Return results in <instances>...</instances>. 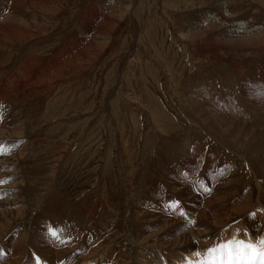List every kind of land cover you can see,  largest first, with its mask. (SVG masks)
Listing matches in <instances>:
<instances>
[{
    "label": "rangeland",
    "instance_id": "obj_1",
    "mask_svg": "<svg viewBox=\"0 0 264 264\" xmlns=\"http://www.w3.org/2000/svg\"><path fill=\"white\" fill-rule=\"evenodd\" d=\"M17 1L33 2H11ZM57 2L30 27L31 37L0 44L4 52L0 56V86L3 80L9 82L8 93L0 102V118L5 116L12 127L8 125L11 132L6 131L8 135L0 142V158H8V167L5 164L0 169V175L5 171L0 185L14 191L10 196L6 191L0 193V199L17 202L12 207L15 211L21 205L25 210L16 214L11 209L9 226L20 230L61 228L67 234L75 230L71 233L75 246L87 243L88 251V244L97 237L96 241H103L98 255L113 249L122 260L118 247L122 243L127 254L134 252L127 235V181L152 179L160 184V191L150 188L149 196L154 198L162 191L179 197L169 182L182 175L175 171L182 165V147L199 151L198 177L205 176V172L200 176L204 155L220 151L225 153L221 163L235 169L233 176L240 180L229 183L234 190L231 195L238 192L240 184H248L247 207L211 231L227 229L233 235L234 226L254 211L263 215V230L256 241L260 242L264 237V165L251 164L249 155L245 156L248 162L234 156L240 153L242 157L260 136L264 143V48H258L262 37L256 36L264 30V0H236L231 9L222 6L223 0ZM82 19L86 34L81 33ZM109 19L113 22L107 25ZM252 26V34L243 30L250 32ZM78 37L87 39V61L79 63L74 58L58 82L43 87L39 98H32L26 90L19 92L15 77H22L18 65L24 59L37 55L47 60L57 52L62 56L65 45H74ZM75 49L72 56L79 55L80 50ZM214 160L211 176L218 174ZM149 196V200L142 196L145 203L152 198ZM246 231L242 228L235 235L247 237Z\"/></svg>",
    "mask_w": 264,
    "mask_h": 264
},
{
    "label": "bare ground",
    "instance_id": "obj_2",
    "mask_svg": "<svg viewBox=\"0 0 264 264\" xmlns=\"http://www.w3.org/2000/svg\"><path fill=\"white\" fill-rule=\"evenodd\" d=\"M11 1L13 0H0V44L2 43V45H4L3 42L8 43L9 41L13 40V42L15 41L17 43V42L26 40V37L28 36L31 37L30 27H33V25H37L40 19L39 16L43 15V13L50 11L52 6L58 5L57 1L59 0H33V2L30 1L32 4L29 3V1H24V2L21 1L22 3H19L17 1V3L14 2L15 4H12ZM233 1L235 2L236 0H223L224 4H222V6L226 5L227 9L228 8L231 9L232 8L231 3H233ZM35 4L39 5L41 8L40 7L36 8L37 6ZM32 5L36 7H33ZM27 9H29L30 13L33 15L29 14ZM219 9H218V14H221L220 13L221 9L220 10ZM233 12L231 11V13ZM231 16H235V15L231 14L230 17ZM44 19L47 20V17H45ZM219 19L221 18L219 17ZM110 21L111 23L113 22L111 19H109V21H107L106 24L108 25ZM84 22L85 21L83 20L82 24L80 25L82 26L80 27V29H81V33L86 34L87 27L85 25L86 23ZM243 23H245V21ZM253 28L255 27L252 26V29ZM104 29H106V27H104L102 30ZM249 29L250 27L248 26V30ZM243 30H245V32L247 31V34H252V32L255 29H253L250 32L247 30V28L246 29L243 28ZM261 30L260 31L258 30L259 32L257 33H263V34H259L256 36L262 37L261 42L263 43L264 42V30L263 31ZM243 38L244 37H242L241 39L242 42H243ZM262 43H261V46H258V48L259 47L264 48V43L263 44ZM65 47L66 49L63 50L62 56L59 55L58 52L56 51L57 53H54V55H51L49 58L47 57L48 58V59L46 58L47 60L42 59L37 55L35 56L30 55V57H28L27 59H24L22 61L23 66L21 65L22 63L18 65V72H20V74L22 73L21 74L22 77H19V78L15 77V84L19 86L18 88L19 92L24 93L27 91L29 92V94L33 95L32 98L38 97V95L40 96L41 90L47 83L49 84V82L55 81L59 79V77L63 76L60 74L63 73L67 67H69L70 62L73 61L74 58L76 59L77 62L79 59V63L80 61H87V39L78 37L75 40L74 45L71 46L69 44L68 45L66 44ZM240 47H241V44H240ZM75 48H77V50ZM74 49L75 51H78V52L80 50L78 56H77L78 53H75L73 54L74 56H72V50ZM1 55H4L3 49H0V56ZM36 57H39V58H36ZM76 64L78 65V63ZM25 70H30V72L25 74L24 73ZM12 80L10 82H12ZM56 82H58V80ZM8 83L9 82L7 79L5 81L3 80V84L0 86V102L1 103L3 102V100L5 99L8 93V90H7ZM29 84H31L30 89L26 88ZM27 95L26 97H28ZM253 111L254 109L252 110V113ZM3 118H0V126H1L0 127L1 128L0 129V142L1 143L3 141L1 139H3L4 136L8 135L6 131L11 132V130H9V127H8V125L10 124L9 120L7 121L6 119H3ZM11 121H12V118H11ZM255 125L258 126V124H255ZM15 127L16 126H14L13 128ZM259 133L260 132H258V134ZM181 148H180V151L179 150H176V151L184 153V156L179 158V161L180 162L182 161V165H180L181 168L177 167L175 171L182 175L178 177V179L174 178L173 180H171L172 179L171 178L170 179L171 181L170 182L168 181L170 187L174 188L172 190L178 191L179 197L175 196V194H171V195L163 194L162 191L156 192V195L154 198L153 196H149L150 191L148 190H150V188L154 189V191H158L160 189V188H157V186L160 184L158 182L152 181V179L151 181L149 180L150 181L149 182L144 179L139 180L141 177H138L134 181H131V182L127 181L126 185L128 186V193H127L128 199L126 201L125 210L128 211L129 217H130L129 220H127L128 222L127 232H129V234L127 235H129L130 237L129 241L132 243L134 247V252L127 254L125 251L126 245L125 243H122L120 246H118L120 247V253L123 256L122 260L118 259L113 249H112V252L108 250L105 253L103 252L102 254L98 255L99 246L102 244L103 241H99V242L96 241L97 237L91 240V243L88 244L89 245L88 251H87V243L83 245L75 246L73 243L74 242L73 238L71 237V233L74 234L73 231L75 232L73 228L71 229L73 231L70 234H67V232L64 229L59 228L57 229V232L59 234L58 237H53L50 235L49 229L45 227H42V228L37 227L33 229L20 230L18 228H13V226H9L11 219L8 214L10 211H12L11 210L13 209L12 207H14L17 202L14 203V201L12 202L8 201L5 198L3 200L0 199V264H37V257H39L40 264H94V261L96 264H190L191 262L193 264H210V261L208 260V249L215 247L216 246L215 244H217L219 241L223 242L224 240L233 238V240H243L246 243H252V244L256 243L257 245L259 244V246H261V241H264V237L262 236L263 238L259 239L261 240L260 242H256V241H258L257 238L261 235V230H263L262 228L263 219H261L263 215L259 217V215L257 216L253 210L251 214L254 213L255 214L254 216L247 215L241 218L242 220L239 225L234 226L233 228L234 231L231 232L233 233V235L232 234L229 235L227 229L223 231H221L220 229V232L211 231V228L215 227L222 221H230L231 219H233V217L237 215V213L241 212L244 208H246L247 207L246 201L248 200V196H249V192H247L246 190V186L248 184L245 185L243 183L240 184V186L237 185V187L239 186V189L238 190L236 189L235 192L236 191L238 192L234 194V196L231 195L234 190L233 188H229V183L231 181L240 182V180L236 179L235 176H233L235 169H233L234 170L233 171L230 165H227L225 162H224L225 164L221 163L222 156H224L225 153L220 152V151H213L210 153L208 150L209 154L207 153L204 155L205 157H203L205 159V162H204L205 168H200L201 169L200 176L204 174L203 172H205V176L203 175L202 177H198V175L196 174V170L199 171V169H198L196 159L198 157L197 155L199 151L196 149L191 151V148L186 149V150L185 149L181 150ZM238 153L235 152V154H238ZM246 155L247 157L251 156L249 160L251 164L258 163V164L264 165V143L261 141V136L254 141L253 146H250L247 150H245V152H243L242 157H239L240 153L239 155H235L234 157H238L240 160L248 162V160L245 157ZM2 157L0 158L1 160L0 169L4 168V165L7 163V159H8L7 156H2ZM212 158L213 160L214 158H216L214 160L217 163L215 170L218 171L217 175H212L213 177L209 174V170H213V168H211V165H210ZM173 166H176L175 163ZM158 179L161 180L160 177H158ZM4 180H5V171H3V173L0 175V183L3 182ZM8 187L9 186L5 184L0 185V193H4L6 191L5 194H7L8 192V195L10 196L14 191L11 189H6ZM162 189L164 190V188ZM147 195L149 196V198L150 197L152 198H150V201L145 203V201H143L142 199V196H145L146 198ZM173 204H175V207H172ZM20 205L21 204H19V206ZM20 207H19V210H16V211L13 209L16 214L17 213L19 214L20 211L23 210ZM96 207L97 206L95 205V210H96ZM261 208L263 207L260 206V209ZM64 210H66V208ZM47 213L49 214L51 213V211H47ZM111 213L114 214V216H117L116 215L117 212L111 211ZM258 214H261V213H258ZM220 215H223V217L221 218ZM58 216L60 215L58 214ZM139 217H142L141 221H138ZM50 218L52 217L50 216L49 219ZM37 220L41 221V219H37ZM25 223L27 224V222ZM135 223L137 224L136 226H135ZM40 226H42V224ZM133 226L135 227L133 228ZM157 226H162L163 228L157 230L156 229ZM242 228H246L248 230L245 232V234L248 235L247 237L244 235H239V236L235 235ZM231 230H232V227H231ZM228 236H232V237H228ZM149 237H152V238L146 240ZM226 243L227 242L225 241L222 244H226ZM124 256L127 258L124 259ZM191 258L194 259L195 261H193Z\"/></svg>",
    "mask_w": 264,
    "mask_h": 264
},
{
    "label": "snow or ice",
    "instance_id": "obj_3",
    "mask_svg": "<svg viewBox=\"0 0 264 264\" xmlns=\"http://www.w3.org/2000/svg\"><path fill=\"white\" fill-rule=\"evenodd\" d=\"M172 207H175V204ZM49 231L51 236L58 237L56 230ZM261 244H264V241H261ZM208 260L210 264H264V250L243 240H230L226 244L208 249ZM37 264H40L39 257Z\"/></svg>",
    "mask_w": 264,
    "mask_h": 264
}]
</instances>
